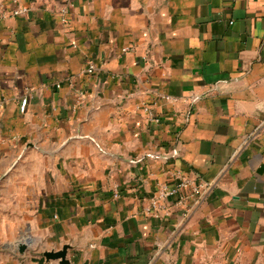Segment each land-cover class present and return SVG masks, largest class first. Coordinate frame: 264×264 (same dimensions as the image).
<instances>
[{
  "label": "crops",
  "instance_id": "1",
  "mask_svg": "<svg viewBox=\"0 0 264 264\" xmlns=\"http://www.w3.org/2000/svg\"><path fill=\"white\" fill-rule=\"evenodd\" d=\"M0 11V264H264V0ZM178 175L212 190L147 215Z\"/></svg>",
  "mask_w": 264,
  "mask_h": 264
},
{
  "label": "built area",
  "instance_id": "2",
  "mask_svg": "<svg viewBox=\"0 0 264 264\" xmlns=\"http://www.w3.org/2000/svg\"><path fill=\"white\" fill-rule=\"evenodd\" d=\"M27 12L28 9H17L14 11V15L24 16ZM4 17L5 14L0 11V20ZM93 69L94 67H91L89 72H92ZM28 105V98L22 99L21 111L24 112ZM176 180L177 183L173 187H170L167 183L160 184L157 194L150 200L149 206L145 209L147 215L157 219L165 218L171 211L170 200L177 198L174 206L182 208L184 210L183 216L187 218L193 210L203 203L206 195L212 190L210 184L201 181L197 182L179 175Z\"/></svg>",
  "mask_w": 264,
  "mask_h": 264
},
{
  "label": "water",
  "instance_id": "3",
  "mask_svg": "<svg viewBox=\"0 0 264 264\" xmlns=\"http://www.w3.org/2000/svg\"><path fill=\"white\" fill-rule=\"evenodd\" d=\"M27 247L25 245H19V251L21 254H23L26 251ZM66 256H67V248L65 247L59 252H50L46 253L45 257L47 260H61L63 264H66Z\"/></svg>",
  "mask_w": 264,
  "mask_h": 264
}]
</instances>
